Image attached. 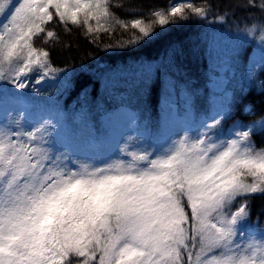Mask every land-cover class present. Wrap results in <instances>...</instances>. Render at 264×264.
Returning a JSON list of instances; mask_svg holds the SVG:
<instances>
[{"label": "snow or ice", "instance_id": "obj_1", "mask_svg": "<svg viewBox=\"0 0 264 264\" xmlns=\"http://www.w3.org/2000/svg\"><path fill=\"white\" fill-rule=\"evenodd\" d=\"M235 7L259 16L203 38V86L172 42L88 83L65 73L71 114L54 102L34 120L26 90L60 75L58 27L93 43L132 30L110 47L133 54L207 20L211 0L139 13L122 0H0V264H264V0Z\"/></svg>", "mask_w": 264, "mask_h": 264}, {"label": "trees", "instance_id": "obj_2", "mask_svg": "<svg viewBox=\"0 0 264 264\" xmlns=\"http://www.w3.org/2000/svg\"><path fill=\"white\" fill-rule=\"evenodd\" d=\"M133 3L137 13L147 11L155 6H165L176 0H122V3ZM212 13L207 20L201 21L197 18H192L185 22V26L181 28H173L163 38L147 45L146 47L130 53L128 48L110 47L117 43L120 39L126 40L131 34L123 33L122 30L112 36L108 34H100L99 40L96 43L91 41L90 36H86L82 30L73 29L69 33H65L62 28L57 29L60 35V43L51 49V59L53 66L60 70V75L56 79H47L41 84L31 82L29 89L31 99L33 101L32 116L33 119H38L45 114L58 102L60 107L67 113L71 114L75 107V92L69 95L64 92L60 77L65 73L70 78H79V83H88L86 76L101 75L104 73L119 74L126 66L133 62L137 57L142 59H160L163 57L165 49L172 42H181L187 50V55L184 58L185 66L190 70L193 80L201 86L204 84L203 72L206 62L204 55L203 38L213 31H223L229 35H236L240 29L245 27L246 21L253 16H259L255 11H249L245 8L235 7L236 0H211ZM122 18H130L124 12H120ZM129 12L132 10L129 9ZM228 12V18L221 29L217 15ZM35 90H38L35 91ZM246 104H251L259 111L262 107V98L259 96H249L245 101ZM243 117L237 116V119ZM247 122V120L245 121ZM264 208V200L256 199L254 201V213L259 214ZM255 220V215L253 217Z\"/></svg>", "mask_w": 264, "mask_h": 264}]
</instances>
